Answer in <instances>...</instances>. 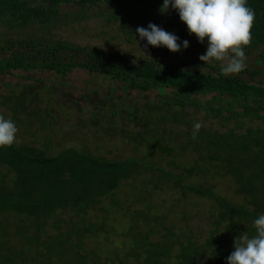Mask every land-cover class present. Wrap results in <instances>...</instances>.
Masks as SVG:
<instances>
[{"label":"trees","instance_id":"1","mask_svg":"<svg viewBox=\"0 0 264 264\" xmlns=\"http://www.w3.org/2000/svg\"><path fill=\"white\" fill-rule=\"evenodd\" d=\"M162 4L163 0H0V75L15 70L47 71L62 78L76 68L117 81L126 93L156 90V99L141 107L110 103L111 118H127L138 127L131 133L120 127L118 133L138 145L145 143L150 157L170 156L172 146L162 143V135L168 131L174 135L173 141L183 140L181 149L194 155L176 171L136 155L110 159L74 146L55 154L18 143L0 148V165L6 166L0 175V214L13 212L30 221L10 230L8 222L0 218V264H227L234 238L243 232L255 235L253 221L264 214V0H247L255 19L252 41L244 52L246 57L258 52L254 60L258 67L246 65L239 74L229 76L221 74L220 62L209 64L193 57L167 62L144 55L132 61L134 55L128 52L62 40L55 32L73 22L98 18L108 24L120 23L126 42L132 43L140 38L137 27L147 28L170 15L176 18V26L185 24L171 5L162 12ZM63 5L72 7L66 10ZM27 28L28 36L8 34ZM182 32L186 35L187 28ZM43 90L48 96L46 104L36 107L31 97H38ZM54 90L52 85L6 84L0 104L11 112L7 118L23 125L30 137L46 131L45 143H49L47 129L54 123L45 125L50 115L49 95ZM83 98L90 103L91 121L95 122L105 101L90 94ZM42 115L43 120L34 119ZM208 119H213L216 127L207 125ZM253 120H261L262 125L245 124ZM34 121H38L37 129H33ZM196 122L203 126L193 139ZM116 127L114 123L111 129ZM168 163L178 165L174 160ZM145 169L157 171L183 192L211 200L215 211L207 235L200 240L190 233L175 232L158 213H152L154 205L124 207L120 213L129 225L123 232L128 241L122 254L112 252L101 259L94 250H84L88 235L110 231L105 227L106 216L87 221L93 203L109 196V207H119L115 188ZM195 175L229 177L243 201L226 199L213 185L183 183L184 178ZM134 189L140 198L142 190ZM57 210H71L68 223L49 232L47 220L57 215ZM154 233L157 236L153 237Z\"/></svg>","mask_w":264,"mask_h":264},{"label":"rangeland","instance_id":"2","mask_svg":"<svg viewBox=\"0 0 264 264\" xmlns=\"http://www.w3.org/2000/svg\"><path fill=\"white\" fill-rule=\"evenodd\" d=\"M71 7V5L62 6L66 10ZM175 21L176 18L170 15L157 21L155 24L163 30L176 35L179 38L177 43H181L184 40L189 42L187 48L181 47V50L177 52H171L163 46L153 47L148 45L146 39L142 40L139 38L138 41L132 43L126 42L120 30V23L108 24L98 18L73 22L60 27L55 32L58 38L62 40H68L81 45H97L106 49L128 52L134 55V58H131L132 61L141 55L154 57L167 62H180L182 58L190 57L201 61L199 56L205 54L207 40L200 43L195 35H191L188 32V35H184L182 30L187 28L186 24L176 26ZM8 34L12 37L28 36L30 35V28L23 31L9 32ZM257 55L258 52L254 51L247 56L246 65L251 64L258 67L254 62ZM263 67L264 62L261 65V68ZM30 83L42 86L52 85L55 88L54 92L49 95L51 100L49 108L50 115L48 116L45 127L54 124L52 127H48L49 130L47 129L49 131L48 135L51 138L49 143H45L46 131L42 133L38 132L36 135L30 137L24 131L23 125L21 126L15 123L19 129L16 142L18 144L32 145L50 154H55L66 147L74 146L93 155H100L110 159L126 158L136 155L147 162L151 160L156 161L163 168L176 171L181 169L182 164L185 165L191 162L194 157L189 150L180 148L183 140L181 138H175L173 141L174 135L168 134V131L163 133L162 143H167L172 146L173 149L170 156H164V153H162L154 154L150 157L145 152V143L138 145L137 141L128 135L118 133L120 127L129 129L130 133L132 131L137 132L138 127L134 126L127 118H124L122 121L118 117L111 118L108 112L110 103L113 101L117 103L126 102L127 104L141 107L146 102L156 99V90L143 92L142 94H138L136 90H131L126 93L117 81L76 68H73L67 76L62 78L47 71L15 70L13 74L0 75V99L6 94V84ZM111 87H114V90H111ZM87 94H90L93 99H104L105 101V105L99 110L95 122L94 120L91 121L92 114L90 112L92 109L89 105L90 103L83 98ZM106 94L111 97L106 98ZM209 96L202 98H208ZM47 97L43 90L41 95L38 94V97L34 96L31 99H33V104L36 107H43L46 104ZM123 105L125 107V104ZM69 109L70 111H67ZM10 113L6 107L0 104V115H3L7 119ZM261 113L263 112L261 111ZM43 114L45 115V111H43ZM105 118L110 119L105 120ZM34 119L38 121L43 120L44 116L42 115L39 119ZM38 121H34L33 129H37ZM114 123L117 124V127L113 130L111 128ZM205 123L216 127L213 119H208ZM245 124L262 125L261 120L246 121ZM107 129L108 131L104 132ZM158 156L161 158L159 159ZM169 160H174L178 165H170L168 163ZM5 170L6 166L0 165V175ZM189 181L199 182L207 186L213 185L216 192L232 202L243 201L242 194L235 191L236 187L234 186V182L227 176L201 177L195 175L184 178L183 183H188ZM134 188L142 190V196L140 198L136 195ZM115 191V196L120 203L119 207H109V196H105L101 197L99 202H94L92 208L88 211L87 221H100L102 217H107L105 227H109V232L100 231L94 235H88L84 239V250H94L100 255L101 259L112 256V252L122 254V250L126 246L125 243L128 241L123 235V232L129 225V221L121 215L120 208L147 205L151 207L154 205L155 207L152 208V213H158L165 225L172 226L173 230L177 233L185 232L193 234L200 240L212 228L211 222L214 219L213 212L215 210L212 207L211 200L188 190L181 191V188L172 186L170 181L159 177L157 171L151 172V170L145 169L140 174L123 180L115 188ZM102 207L105 209H102ZM57 211V215L47 220L45 229L49 230V232L55 229H62L68 223L67 221L70 217L71 210L65 212ZM0 218L8 222L10 230H13V227L18 223H22L23 221L25 223L30 222L28 219L24 220L23 217L13 212L0 214ZM71 218L76 219L77 217L72 215ZM158 228H160V234L164 232L161 227L158 226ZM152 236H157V233L152 234Z\"/></svg>","mask_w":264,"mask_h":264},{"label":"clouds","instance_id":"3","mask_svg":"<svg viewBox=\"0 0 264 264\" xmlns=\"http://www.w3.org/2000/svg\"><path fill=\"white\" fill-rule=\"evenodd\" d=\"M169 5L178 12L189 34L195 35L200 43L207 40L206 52L199 56L201 61L220 62L224 76L239 74L246 68L244 48L251 44L255 19L247 0H163L160 10L166 12ZM136 33L140 39H146L148 45L163 46L171 52L189 46L187 40L177 43L179 38L176 35L154 23H149L147 28L137 27ZM202 126V122L193 125V139ZM18 131L11 118L0 115V148L16 143ZM253 227L255 235L250 237L243 232L234 238V251L227 256V264H264V214L253 221Z\"/></svg>","mask_w":264,"mask_h":264}]
</instances>
